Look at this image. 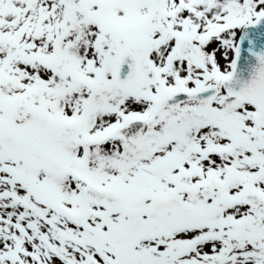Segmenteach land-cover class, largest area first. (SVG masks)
Returning <instances> with one entry per match:
<instances>
[{
	"label": "snow or ice",
	"instance_id": "1",
	"mask_svg": "<svg viewBox=\"0 0 264 264\" xmlns=\"http://www.w3.org/2000/svg\"><path fill=\"white\" fill-rule=\"evenodd\" d=\"M0 264H264V0H0Z\"/></svg>",
	"mask_w": 264,
	"mask_h": 264
}]
</instances>
